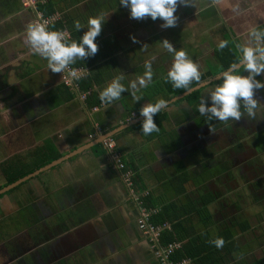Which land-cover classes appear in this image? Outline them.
<instances>
[{"label":"crops","instance_id":"crops-1","mask_svg":"<svg viewBox=\"0 0 264 264\" xmlns=\"http://www.w3.org/2000/svg\"><path fill=\"white\" fill-rule=\"evenodd\" d=\"M48 1L50 23L69 19L81 25L61 31L66 39L70 31L81 35L89 16L104 19L95 61L85 67V75L92 70L97 77L90 93L98 97L118 74L125 91L111 104L89 107L26 44L25 29L36 10L22 0H0V188L83 147L0 194V264H158L137 225L138 208L105 153V135L133 167L138 192L154 206L148 207L151 213L166 203L205 208L210 222L195 227L210 235L247 222L248 229L236 232L238 248L225 264L263 258L264 245L257 241L264 234L248 245L241 237L255 234L264 222V207L255 216L242 212L264 203V88L254 90L260 107L254 117L206 121L196 105L218 81L199 88L195 99L185 98L189 93L176 97L185 90L168 92L172 57L162 39L183 48L201 74L210 71L206 80L221 71L219 41L237 46L248 42L251 27L264 28V0H190L178 4L176 24L169 28H161L159 18L131 19L119 0ZM150 59L152 79L134 90L133 100L128 82L142 76ZM256 78L264 80V71ZM158 99L167 101L153 116L158 130L145 135L137 110ZM246 182H259L260 189L247 192ZM203 197L211 200L204 204Z\"/></svg>","mask_w":264,"mask_h":264},{"label":"clouds","instance_id":"clouds-1","mask_svg":"<svg viewBox=\"0 0 264 264\" xmlns=\"http://www.w3.org/2000/svg\"><path fill=\"white\" fill-rule=\"evenodd\" d=\"M190 0H119L122 7L127 8L131 19H143L145 17L153 21H161V28L174 27L177 16L174 14L178 4H189ZM104 19L100 16H89L86 28L78 40L68 41L59 31L49 30L43 23H29L25 29V42L30 50L45 59L48 70L52 73H60L76 59H85L95 55L97 51L96 37L101 30ZM77 30L81 29L79 22L74 24ZM248 42L237 44L238 56L216 75L218 81L199 97L196 110L206 121H239L246 114L254 117L260 110L259 102L254 96V90L264 88V80L256 77L264 71V28L251 27L247 32ZM135 40L134 37H132ZM228 42L221 40L216 45L223 49ZM162 47L171 54V63L168 66L166 77L171 86L176 89H184L190 93L195 89L190 87L196 82L198 87H204L208 81L201 80L198 65L186 54L183 48L174 47L167 39H162ZM154 59V58H152ZM123 75L114 76L98 93L102 103L111 104L119 99L125 86L121 83ZM152 79L151 59L144 63L142 76H137L128 82V89L133 90L132 98L136 100L134 90L145 87ZM167 101L158 99L154 103L144 104L138 109L142 118L140 130L147 135L157 131V125L153 120ZM209 131L211 128L209 127ZM210 243L216 248L222 247V237H216Z\"/></svg>","mask_w":264,"mask_h":264},{"label":"trees","instance_id":"trees-1","mask_svg":"<svg viewBox=\"0 0 264 264\" xmlns=\"http://www.w3.org/2000/svg\"><path fill=\"white\" fill-rule=\"evenodd\" d=\"M37 8L44 16H49L53 13V8L51 7V3L48 0L43 4H38ZM68 20H55L54 22L50 23L47 28L49 30H55L59 32L63 31L66 28L74 30L75 27L73 23L71 22V20H69L70 22ZM76 31H70V39H67L69 42L73 41L74 38L77 39L80 37V35H78ZM226 41L228 43L223 49L217 48L215 50V56L217 58L219 70L227 68L230 63L236 60L239 54L236 45L228 39H226ZM93 56L87 57L83 60L76 59L70 65L72 67H91L92 63L95 61V58H93ZM209 75H211L210 71L202 73L201 80ZM95 78L97 77L96 75L92 76V70H88L86 75L84 74L82 77H79L77 79L79 90L86 93L89 92V94L86 95L87 105H89V107L97 106L99 103H101L97 95L90 93L91 87L94 85V83L97 82ZM60 84L64 88H66V90H70V88L64 85L62 82H60ZM195 84L196 82H192L190 87L194 86ZM165 88L168 92H171L173 94H178L184 91V89L171 88L167 83L165 84ZM199 91L200 89L194 90L186 95L185 98L195 99L198 97ZM137 113L139 114L138 110ZM129 167L133 170V167ZM15 177L17 176H10L9 179L14 180L16 179ZM131 179L134 190L138 191L139 188H137L136 186V179L133 172L131 175ZM210 200L211 197H203L201 199L204 204H206ZM142 204L147 209L148 207H154L148 200V196L142 197ZM149 221L155 224H162L167 222L170 223V229L163 228L161 230L159 241L163 245L173 241L178 242L179 247H177L173 251L171 258L173 260L188 258L189 264H225L232 253L238 248V244L235 239L236 232L240 233L248 229L247 222H241L239 224L227 226L221 231L217 232L215 235H210L207 231L199 233L197 232L195 227L196 223L202 222L204 224H208L210 222L209 214L208 212H206L205 208L201 210L194 204L176 205L174 203H166L160 208V210L149 215ZM216 237L223 238L224 243L220 248H216L214 244L210 243V241L215 239ZM236 264H264V257L257 259L253 258L250 261L244 262L238 261Z\"/></svg>","mask_w":264,"mask_h":264},{"label":"built area","instance_id":"built-area-1","mask_svg":"<svg viewBox=\"0 0 264 264\" xmlns=\"http://www.w3.org/2000/svg\"><path fill=\"white\" fill-rule=\"evenodd\" d=\"M45 0H22V4L25 7H30L36 10L33 23L40 22L46 27L53 21V16H44L40 10H38V4H43ZM63 33V32H62ZM86 70L83 67H72L69 65L66 69L59 73L60 82L69 87L74 93L82 100L86 97V92H82L78 88L77 79L85 74ZM93 108H96L93 106ZM102 145L107 154L110 164L118 170L124 185L127 188L129 199L136 204L138 208V215L136 217L137 225L142 235L148 240L149 246L156 258L158 264H189L188 258L180 260H173L171 258L173 251L179 247V243L176 241L162 244L159 241L161 230L167 227V223L155 224L149 221L150 209H146L142 204L141 193L134 190L132 186L131 175L133 170L125 164L120 152L116 149L114 140L112 137H106L102 140Z\"/></svg>","mask_w":264,"mask_h":264},{"label":"water","instance_id":"water-1","mask_svg":"<svg viewBox=\"0 0 264 264\" xmlns=\"http://www.w3.org/2000/svg\"><path fill=\"white\" fill-rule=\"evenodd\" d=\"M217 74H218V73H217ZM217 74H216V75H217ZM216 75L211 76V77H209L208 79L203 80V81H208V83H210V82L216 80ZM208 83H207V84H208ZM192 87H193L195 90L201 88V87H198L197 84H195V85L192 86ZM185 94H188V93L184 91V92L178 94L176 97L179 98V97H181V96H184ZM139 117H140V115H139ZM140 118H141V117H140ZM106 137H109V135H105V136H104V138H106ZM82 149H83V147H81V146H80V147H77V148H75L74 150H72L71 152L67 153L66 155H63V156H61L60 158H58V159H56V160H53V161L47 163V164L44 165V166L39 167L38 169L34 170L33 172H31V173H29V174H27V175H25V176H23V177H21V178L15 180V181H13V182H11V183H9V184H7V185L1 187V188H0V194L3 193V192H5V191H7L8 189L14 187L15 185L19 184L21 181L25 180L27 177L32 176V175H34V174H36V173H39L40 171L44 170L45 168H47V167H49V166H51V165H53V164L59 162V160H61L62 158H65V156H71V155H73V154H75V153H78V152H79L80 150H82Z\"/></svg>","mask_w":264,"mask_h":264},{"label":"rangeland","instance_id":"rangeland-1","mask_svg":"<svg viewBox=\"0 0 264 264\" xmlns=\"http://www.w3.org/2000/svg\"><path fill=\"white\" fill-rule=\"evenodd\" d=\"M262 176L264 177V173L261 175V178ZM261 180V179H260ZM245 191L249 192L250 191V187L252 188H259L260 189V184L259 182L258 183H253V184H249L248 182H246L245 184ZM262 186V185H261ZM264 207V203H261L259 206L255 207L256 209L254 208H251V207H243L242 208V212L243 214L245 215H248V216H255V213L259 211V209L261 210V208ZM258 230V229H257ZM261 232V233H260ZM260 233V234H264V222L263 224L261 225L260 229L258 230V232H256L255 234H250V233H247V234H243L242 235V239H243V244H247L248 245V239H252L253 236H257V234ZM260 236V235H259ZM257 242H260L261 244L264 245V235L263 236H260L258 241ZM251 245H254V243H251Z\"/></svg>","mask_w":264,"mask_h":264}]
</instances>
